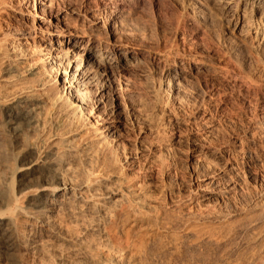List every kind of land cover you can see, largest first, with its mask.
<instances>
[{"label": "rangeland", "instance_id": "1", "mask_svg": "<svg viewBox=\"0 0 264 264\" xmlns=\"http://www.w3.org/2000/svg\"><path fill=\"white\" fill-rule=\"evenodd\" d=\"M11 1L10 4L9 0H4V4L0 5V10L4 12L0 13L2 25L8 24L10 19L15 17L26 18L30 22L33 16H37L32 13L33 9L30 6L20 10L19 7L24 6L20 0ZM68 1L58 0L59 4H66ZM71 1L76 3L75 5L83 2V0ZM99 1L90 0L91 6L99 3V7L96 6L97 8L92 10L93 16L90 22L82 21V17L78 22L69 19L63 22L65 32L70 31L78 37L85 35L83 38L87 35L94 36L95 39L100 38V44L110 51L118 48L131 50V45L137 46L138 41L142 50L147 45H152L157 50L155 48L156 52L154 50L150 52L154 55L152 60L144 56L136 63H129L126 68H117L114 72L117 76L112 86L114 89L105 93L106 95H102L98 89L86 91L81 96V106L72 108L73 112L63 101L56 105L60 108L55 106L54 109L43 103L36 110V115L34 114V122L30 125L26 124L27 126L23 123L16 136L12 130L3 131L4 135L0 133L3 138V140L0 138V189L7 193L12 191L22 201L24 192L33 189L36 184L34 182L36 177L27 176L21 170L33 157L23 155L29 149H33L38 154L56 150L58 153L55 156L58 161L56 163L61 167L57 166L63 178L70 185H74V188L77 186L78 190H75L79 192L78 196L84 197L85 201L84 205H80L77 199L66 204L67 208H54L49 212L50 216L45 218L44 223L38 220L37 213L33 212L29 216L20 211L15 219V222L17 221L15 229L25 242H32L34 246L27 249L26 253L23 252L22 256L19 255L18 264H98L103 258L126 263L127 257L134 250L141 252V249L150 248L152 242L158 243L160 240V233L146 236L142 230L133 234L127 232L129 226L126 225L125 219L129 211L126 204L129 199L135 201L137 197L150 201L161 210L158 212L159 216L167 221L178 222L190 210L204 220L214 217V221L210 219L206 228H210L208 231L212 230V232L218 230L225 242H228L225 245L226 250L224 247L223 251H217L215 244L213 246L202 244L195 250L186 246L177 253L181 252L182 257L175 259L176 252L173 256L168 254L161 258L160 264L171 261L172 258L176 260V264H218L219 259L221 263L225 258L228 259L227 261L230 260V264H253V262L264 264L262 238L264 237V140L259 137L263 119L261 120V116L257 113L254 102L250 101V104H247L248 99L238 93L236 87L232 85V80L228 77L226 79L223 73L219 72V70L223 72V69L219 68L222 67L221 64L223 66L227 64L226 60H222L223 63L226 62L223 64L218 57L220 66L217 68V58L216 61L213 59L212 61L204 51L200 52L207 45H213L216 41L220 44L224 40L220 45L224 43L223 49L225 47L228 49L243 79L258 83L264 82V50H259L257 55L254 53L255 56L245 52L242 45H238L239 42L224 33L226 31H223L218 19L213 15L211 19L205 12H199L196 16L201 22L199 25L200 30L203 29L204 39L196 44L190 43L189 40L183 43L181 38L184 31L179 29V21L184 19L186 11L189 13L192 11L191 0ZM120 1H125L124 3L131 8L124 12L117 11L118 8L114 4ZM180 14L182 15L178 16ZM106 17L109 18L105 23L103 20ZM93 25L97 29H91ZM197 29L199 28L195 27V31ZM12 40L9 34L0 37V86L2 85L0 99L2 100L14 91L24 88L34 89L38 81V76L26 72L23 63L17 65L16 69H18L15 73L3 71L1 67L4 59L2 57L5 55L3 52L8 51L6 48L12 49L14 44H18L17 41ZM61 45V57L56 64L68 56V53L63 51L66 44ZM95 45L97 40H94ZM82 46L81 43L70 50V54L73 55L69 54V59L75 56L74 53H81ZM34 51L32 54L36 56L37 51ZM164 53H167L166 56ZM193 55L199 60L195 62L199 65L197 73L191 70ZM175 64L183 68L182 72L177 71ZM46 66L43 69L48 74H45V83H47L37 92L53 95L57 86L62 87L66 76L58 72V66L52 68H49L50 65ZM56 72L59 73L58 76ZM175 72L177 73L174 74ZM6 78L11 80L7 83L3 82L4 85L1 84ZM47 78H50L49 82ZM95 98L101 103H96ZM219 102H224V109L217 108ZM115 104L119 106L123 123L109 131L102 129L105 125L104 120L99 119L98 122H94L97 119L96 115L105 119L111 109L115 108ZM8 131L10 134L7 133ZM253 133L259 151L258 160L248 169L249 171L234 170L219 179L220 186L226 185L230 180L232 190L212 193L207 199L203 197H198L196 201L194 198L190 199L192 176L207 172L208 169H221L224 162L218 159V152L230 148L235 139H247L248 135ZM57 142L60 143L56 144ZM64 143L68 146L62 147ZM126 191H132L134 195ZM254 205L257 208H251ZM140 210L143 213L146 211H143V208ZM142 212L135 213L143 215ZM215 216L224 218L225 221L217 222ZM250 220H253L252 223ZM225 222H227L226 226ZM146 223H150V220ZM252 224L256 226L255 230L252 229ZM259 229H262L263 233ZM254 234H257L255 236L260 234L261 242L256 238V240L252 239L255 237ZM250 239L254 243L250 242ZM137 243L143 247L141 246L140 249ZM146 244L148 247L145 246ZM122 245H132L135 248L131 249V246L127 251L123 249L124 252L119 247ZM4 260H0V264H9L7 261L10 260Z\"/></svg>", "mask_w": 264, "mask_h": 264}, {"label": "bare ground", "instance_id": "2", "mask_svg": "<svg viewBox=\"0 0 264 264\" xmlns=\"http://www.w3.org/2000/svg\"><path fill=\"white\" fill-rule=\"evenodd\" d=\"M9 1L11 4L12 1L11 0ZM20 1H21V4L24 5V6L19 7L20 10L22 8L27 9V7L30 6L33 9L32 13L34 15L36 14L37 16H33L30 22H28L26 18H21V17H15V19H10L9 23L4 24V25H2L0 21V37L3 36L4 34H9L11 35L13 40L17 41L18 43L17 45L14 44L12 49L6 48L8 49L7 52L3 50L4 51L3 54L5 55H3L2 57V59L3 58L4 59L2 60L3 63L1 67L5 73H15V70L18 69V68L16 69L17 65L23 63L24 66H26V69H25L26 72L29 75L38 76V79H37L38 81L34 89L30 88L27 90V88L26 89L24 88V90L14 91L10 93L7 97L5 96L6 98H4L3 100L0 99L2 100L0 101V129L2 130L0 131V133L6 130H12V133L16 136V134H18L20 130V126H22L23 123L25 125L26 124L30 125L32 122H34V114L37 112L36 110H38L40 106L43 105V103L48 104L49 108H53L60 102L62 103L63 101L64 104H66V107L71 109L72 111V108L76 109L79 105L81 106L82 104L81 96L86 91H91L94 89L97 91L98 89L99 92H102L101 93L102 95L105 93L107 94L108 91H113L114 89V87L112 86H113V83L117 80V76L115 75L116 73H114L117 68H120V67L126 68V65H128L129 63H134V62L136 63V61L140 60L144 56H147L149 59L152 60L154 56L150 52L153 51L156 47L152 45H147L146 47L143 46L144 49L142 50L140 48L141 43H139V41H138L137 46H135V44L131 45V50H125L124 48H118L114 51H110L109 49H106L105 46H102L100 44V38L95 39L93 38L94 36L90 37V35H87V37L83 38L85 35L78 37V36L71 34L70 31H67V33L65 32L64 27H63L64 26L63 22H66L69 19L70 21L73 20L74 22H78L80 20V17H82V21L90 22L93 16L92 10H95L97 8L96 6H98L99 3H97L96 5L92 4L91 6L90 0H83V2H79L80 4L78 5H75L76 3L75 4L72 3L73 1L71 0L69 1L67 0L68 2H66V4L62 3L63 5L61 3L60 5L58 0H20ZM63 1L65 0H62V2ZM124 2L125 1H120L117 4L116 3L114 4V6L118 8L117 11L124 12L128 10L129 8H131L130 5H127ZM2 3L4 4V0H0V5ZM191 5L192 6L190 5L189 6L192 8V11L189 13L188 11L184 10V12L185 11L187 12L186 16H184L183 20L181 21L178 20L179 26H180L179 29H182L184 31L182 32V38H181L183 40V43L185 42V40L186 41L189 40L190 43L196 44L198 41H201L202 39H204L203 37L205 36H204L203 29L200 30V25H199V23L201 22L198 21L196 16L197 14H199V12L200 13L205 12L208 14V16H210V18H211V15L217 18L218 23L222 27L223 31H226L224 33L228 34L229 36H231V38L239 42L238 45L241 44L245 52H248L249 54L251 53L253 55L255 53V55H257L259 50L261 51L264 50V0H191ZM20 10L18 11L20 12ZM36 10H38L39 12H36ZM1 12L3 11L0 10V13ZM111 12L112 10L109 11V13ZM26 14H29V13H26ZM181 15L182 14L178 16H181ZM6 16H8V14H6ZM107 18L109 17H106L105 20H103L105 23H106ZM211 21L213 22V20ZM188 22L189 24H187ZM109 25H110V22H109ZM94 27L95 26L93 25V28L91 27L90 28L94 30L97 29V27L95 28ZM195 27H198L199 29L195 31ZM66 28L67 27H65V29ZM16 36H21V37H16ZM222 39H223V36H222ZM94 40H97V45L95 46H94ZM212 40H215V39H212ZM212 42L214 41H211V43ZM81 43L83 44V46L81 47L82 51H80L81 53L79 54L74 53L75 56L74 57L72 56L73 58L69 59V56L73 55V53L70 54V50L75 49ZM54 44H56L57 46H54ZM61 44H66L65 45L66 47L63 48V51L68 53L67 54L68 56L64 57L63 61L58 62L56 64V62L59 61L58 58L61 57L60 56L61 55V49H60ZM220 44L218 41H216V43L213 44L214 46L211 44H210L211 46L207 45V47L206 48L204 47V49L202 51L200 50V52L202 53L204 51L209 56L210 60L213 59L216 61V58H217V63L215 62L217 64L216 65L217 68H219L218 66H220L218 63V60L220 59H218V57L221 58V63H223L222 60H226L227 64L224 66L221 64L222 67L219 68V69L222 68L223 72H221V70L219 69L218 70L220 73H223V77L225 78L228 77V79L232 80V85L236 87V90L238 91V93L242 94L245 97V99H248L246 101L247 104H250V101L254 102V106L256 107L255 109H257L258 111L257 113H259V115L261 116V120L263 119V122H261V129H260L261 131L259 133V137L264 140V82L254 83L249 80H244L243 76L240 73V70L238 69L239 67L238 68L235 67L234 65L235 63H233V60L230 57V52L228 51V49H226V47L225 49H223L224 47L222 46L224 45V43L222 46ZM33 49L36 50L37 52L34 51ZM29 50L30 52H28ZM31 50L36 52L37 55L33 56L32 54L33 51L31 52ZM161 50L163 51L164 49H161ZM145 51L147 53H145ZM162 51H157V52L162 54L163 53ZM166 54L164 53L165 56ZM31 55L33 57H31ZM189 61L190 59L187 60L186 63L188 64ZM198 61L199 60H197V56L193 55V58L191 61L193 62V65L191 68L193 73H197V69L199 65H196L197 63L195 62H198ZM46 65H50L49 68H52L53 66H58L57 67L58 72L66 76L61 88L58 86L57 87L55 86L56 92H54L53 95L52 94L47 95L46 93H43V92H37V90L39 91L43 89V87L47 83V82L45 83V78H46L45 76L48 74H46L44 71L45 69L44 67ZM175 66L177 67L178 72H182L183 68L180 65L175 64ZM176 67H175V70H176ZM50 71H52V69ZM58 72L55 73L56 76L59 75ZM176 73L177 72H175L174 74ZM6 79L2 80L1 84L4 85L3 82L7 83L11 80V79L6 80ZM48 79L50 80V78H47V81L49 82ZM101 94L99 96H101ZM95 101L96 103L98 102V104L101 103L99 99L97 98H95ZM217 105H218L217 108L220 110L225 108L224 102H219ZM56 107H59V105ZM114 107H115L114 109L112 108L113 110L112 109L111 111L109 110L110 111L108 114L109 116L107 117L105 116L106 117L105 119L103 117H100L98 114L96 115L97 119H95L94 122H98L97 120L99 119L104 120L103 124L105 125L102 127V129H107L109 131L115 128L116 126H118L119 124L123 123V117L121 116V112L119 111V106L115 104ZM86 108H87V105H86ZM7 133H9V131ZM1 139L3 140V138ZM232 142L233 143L230 148H228L227 150L223 149L218 152V156H219L218 159L221 160V162H224L221 169L219 170L218 169L213 170L214 168L208 169L207 172H204V173L201 172L199 174H196L195 176H192V181H191L192 185L190 189V193L192 195H190L191 196L190 199L194 198L195 201L198 199V197H203L204 199H207L211 196L212 193L232 190L231 189L232 185H231L230 180H229L230 182L228 181L229 183L227 182L226 185L220 186L219 184L221 182L219 181V179L224 177L228 173L233 172L234 170H240V169L248 170L254 165L255 161L258 160L259 151L256 147L257 145L255 143L256 141H255L254 133L249 134L247 139L238 138ZM58 143L60 142H57L56 144ZM65 146H68V145L64 143L62 147H65ZM63 150L65 149L63 148ZM88 152L89 151H87V153ZM56 154H58L56 153V150L53 152L51 150L44 151L38 154L33 149H29L27 153L23 155V156L30 155L33 157L31 160L25 163V165L23 166L21 170H23L27 176L36 177V181H34L36 184L33 189L31 190L29 189V191L24 192L22 196L23 197L22 201L19 200L12 191L11 193L9 191L7 193L3 189H0V260H4L5 258V260L6 259L10 260V261H7L9 264H18L19 255L22 256L23 252H25L27 249L34 246L32 245L33 244L32 242H25V240L22 239V237L18 234V232L15 229V225H16L15 223L17 222V221L15 222V219H16L17 214L20 211L21 212L23 211L25 214L29 216L33 212L37 213L38 215L36 217H39L38 220L44 223L45 218L47 219V217L50 216L49 212L53 211L54 208H58V207L67 208L66 204L70 203L71 201H75L77 199H78L77 203L80 202L81 203L80 205H84V202H85L84 197L78 196L79 192L75 190V189L78 190L77 186L76 188H74V185L73 186L70 185L69 183L66 182L65 178H63L64 176H62L61 170H59V168L61 167H59L57 165L58 163H56L57 161L55 158ZM222 160H225V161H222ZM217 162L219 163L220 161H217ZM222 182H225V181H222ZM137 188H139V186ZM126 192H129L130 194V192L132 191H126ZM136 199L135 201L134 200L131 201L129 199L127 201L128 203L126 204L127 211H129V213L127 212L128 216L125 219L126 225L129 226L127 232H131L133 234V233H136L135 231L142 230L146 236H149L155 233H160L159 242L158 243L152 242V245H150V248L146 244L145 246L148 248H145L144 250L140 248L142 245L139 246V244L137 243L139 248L142 251L140 252L139 250V252H135L134 250V252L131 253V255L129 254V256L127 257L128 259H126V263H123L124 261L114 262L106 258H103V261H100L98 264H158V262L160 264L162 262L161 258L164 257L165 255L171 254L173 256V254L175 255V252L177 254L179 252V249L186 247V246L195 250L202 244L203 245L210 244L211 246L215 244V246H217L216 248L217 251H221V250L223 251L224 247L226 250L225 245L228 242H225V239L222 237V234L220 232H217L218 230L216 232H212V230L208 231L210 228L209 229L206 228L208 225L207 223L210 222L211 218L209 220L208 219L204 220L203 217L200 218L199 216H197V214H194L193 212H191V210L190 211L187 210L188 212L185 213L186 215L183 218H181L179 221L177 220L178 222H175V221L172 222L170 220L167 221L166 219L159 216L158 212L161 210L156 208V206L152 205L150 201L146 199H138V197ZM137 208H139V210ZM140 208H143L144 209L143 211L146 210L145 213H143L140 210ZM251 208L255 209L257 207L256 205H254ZM135 212H139V213L142 212L143 215L139 213H135ZM212 219L214 221V217ZM147 220H150V223H146ZM215 221L223 222L225 221V219L220 218V217L218 218L217 216L215 218ZM226 223L227 222H225V226H226ZM249 223L250 222H248V224ZM253 223L255 224V222ZM257 223L261 225L260 222H257ZM245 226H247V223ZM255 227L256 226L253 225L252 229L255 230ZM257 229H258V226H257ZM250 231H251V228H250ZM263 231L261 232L263 233ZM258 233L260 232L258 231ZM255 235L257 234H254V236ZM259 236L260 234L258 236H255L252 239L254 240L256 238L257 241L259 240L261 242L262 238L264 239V237L260 239ZM253 240L250 239V242ZM257 241H255V243ZM124 245H122V247L119 246L120 250L124 249L125 251H127V249H129L132 246V245H129V246H124ZM153 247L154 249L156 247V249L155 250L152 249ZM134 248L133 246L131 247V249H134ZM138 249L136 251H138ZM157 249L158 251H156ZM180 253L176 255L175 259L182 257V254ZM225 259L221 260V263L219 259L218 264H230L229 262L230 260L227 261L228 259L227 260ZM166 262L168 264L177 263L176 260H174V258H172L171 261L168 260ZM193 264H196V263H193ZM253 264H255V262H253Z\"/></svg>", "mask_w": 264, "mask_h": 264}]
</instances>
